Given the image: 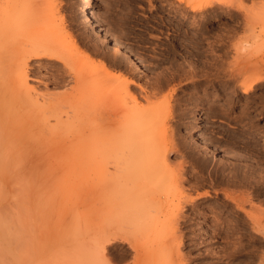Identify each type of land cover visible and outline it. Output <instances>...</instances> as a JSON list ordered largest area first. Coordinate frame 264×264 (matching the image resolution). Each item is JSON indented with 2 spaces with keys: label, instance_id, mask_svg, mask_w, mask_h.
I'll return each mask as SVG.
<instances>
[{
  "label": "rangeland",
  "instance_id": "374dc122",
  "mask_svg": "<svg viewBox=\"0 0 264 264\" xmlns=\"http://www.w3.org/2000/svg\"><path fill=\"white\" fill-rule=\"evenodd\" d=\"M36 2L38 7L44 10L50 2L46 9L50 12L48 15L55 17H50L48 26L54 27L55 23L62 21L55 26L57 30L52 29L54 31L51 32H56L54 35L57 40L60 37L63 39H60V42L63 41L61 45L70 47L73 39L79 40L82 49L92 58L103 60L114 72H120L138 82L137 85L131 86L134 88H131V92L136 93L138 97L142 96L139 97L141 104L151 105L152 117L155 120L161 119L164 123L162 127L167 128L165 134L162 132L163 128L160 130L161 137H158L152 151L163 148L165 143H162V134L167 138H164L166 143L175 145H172L166 166L174 173L182 174L180 181L181 185L187 188L186 191L178 193L175 188H168L164 192L162 187L161 193H164V197H169L157 205L152 213L155 215L152 218L160 219L159 223H162H158V227L155 224L154 227L138 233L135 239V243L140 244L138 250L130 247L128 243L116 242L109 245L106 254L112 262L110 264H264V81L257 83L251 94L243 93L245 83L253 81L255 70L262 68L264 72V48L263 51L257 49L259 42L264 41V0H242V6L245 7L240 13L221 5L219 1L209 9L193 12L189 6L178 3L177 0H93L92 10L95 23L99 27L87 25L83 21L82 0H35L31 1L29 6ZM243 13L249 14V20H246ZM63 24L71 32V38L67 37L69 35L61 27ZM22 36L20 41L17 40L20 44L7 45L4 51H1L4 53L2 58L0 57V62H3L0 70L4 69L5 75L9 71L10 75L13 73L16 50L22 46L27 47L28 38ZM116 41L121 43V50L116 49ZM9 47L16 50L13 51ZM12 52H16V55ZM71 52L66 51L64 54L68 53V57L73 55V58L76 53ZM8 57H11L10 61ZM73 60L77 61V55ZM53 62L55 61L49 62L48 59L31 60L29 82L31 86L34 85V91L41 103L56 100L55 102L59 103L57 108L61 107L57 111L64 114L66 110H71L69 97L74 92L76 78L63 72L66 70L60 66L61 63ZM75 64L77 68L86 71L87 77L97 89L89 102L94 103V98L100 101L96 100L93 105L96 102L98 105L94 107L88 103V108L86 105L81 106L85 110L80 107L79 111L83 117L77 121L78 127L72 130L71 136L78 137L83 128V132L89 130L86 140L92 142L97 136H106L102 130L106 132L108 125L111 126L110 121L116 107H131L135 101L130 95L121 97L123 90L119 89V85H114L113 90L108 89L114 81L98 73L93 66L91 68L88 64V68L82 61ZM9 74L4 77L10 76ZM97 75L99 79L96 78ZM100 80L104 82L100 84ZM40 91L44 93L41 96ZM0 100L2 109H7L2 111L0 107L1 122L7 115H10L7 122L11 121L7 127L1 123L4 127L3 133L8 134V139L3 141L5 149H0V152L3 149L2 152L6 153L0 154L4 155L0 157V168H5V164H8V167L0 170V183L4 182L3 190H6L7 194L6 198L5 192L0 193L5 198L0 195V203H7L9 213L12 214H9L11 221L15 218V222L22 223L12 221L11 226L13 224L14 227L19 225L23 228L18 226L22 229L20 231L15 227L18 232L14 235L15 232L12 231L13 238L19 233V241H24L26 245L21 242L23 249L27 248L26 251L34 253L35 256L33 258L28 253L32 260L35 259L31 261L26 251H18L17 247L21 248L22 244L17 241L16 247L12 242L15 238L13 240L11 235L13 251L10 253L9 249V255L3 252L7 257L0 252V261L4 260V256L6 264H16L19 259L21 264H78L75 252L82 251L80 246L85 242L88 244V240L96 235L100 237L108 232H122L134 236V227L123 226L118 213L120 208H114V212L113 207L107 205V208L112 209L111 219L109 216L108 221L102 220L101 216H104L101 208L104 203L99 195L100 188L116 180L115 175L109 174L112 167L109 166L110 172L106 174L105 161L117 156L115 153L119 154L123 147H111L115 150L108 151L106 145L105 151H102L105 154L96 150L98 160L85 169L80 164L69 165L64 160L65 155L54 154L51 150L41 148L45 140L44 135H48L49 131L47 128L40 129L43 110L37 103L32 104L23 99L22 106H7L4 104L1 90ZM102 101L103 104L99 105ZM10 106L14 108L9 109ZM90 107L91 112L88 114ZM12 131L19 133L14 135ZM8 136L13 139L18 136V139L13 140ZM64 136L66 134H63ZM19 139L22 143L20 145ZM7 142H11L10 145L13 143V151ZM49 142L52 144V141ZM7 146L11 151L9 155L7 153L10 152L5 151ZM166 166L159 163L155 169L165 173L169 170ZM78 170L82 173L81 176ZM86 178L87 181H92L91 184ZM93 180L96 188L92 185ZM174 190L177 194H173ZM207 191L212 195L201 196L193 203L189 202L183 210V218L175 219L173 209L178 201L184 199L185 195L196 196ZM82 238L87 240L83 239L82 243ZM146 244L149 247H146ZM23 252L28 260H24ZM82 253H85L84 250ZM157 258L159 262L155 261ZM95 264L106 263L100 260Z\"/></svg>",
  "mask_w": 264,
  "mask_h": 264
},
{
  "label": "bare ground",
  "instance_id": "6f19581e",
  "mask_svg": "<svg viewBox=\"0 0 264 264\" xmlns=\"http://www.w3.org/2000/svg\"><path fill=\"white\" fill-rule=\"evenodd\" d=\"M31 1L35 2V0H31ZM31 1L30 0H4V1L2 0V1H0V53H1L0 57H1L2 53H4V52H1V51L4 48H6L7 45L14 46V45H16V43H17V45L20 44L19 42H17V40H19V41L21 40V35L27 36V38H28L27 40H28V44H29V45L26 44L27 47H23L22 46L21 48H19L17 50L14 49V48L12 49L11 47H9V49L11 48L13 51L16 50L17 58H15L16 60L14 59L15 62L13 64V73L11 75L9 74L10 71L8 73L10 76L4 77V75H5L4 69L0 70V72L3 73V75H0V90L2 92V98L5 101L4 104H6L7 106L11 105V104L14 107L15 106L16 107L22 106L23 105L22 102L24 101L23 99L31 102L32 104H36L37 103L36 105L38 107H40V109L43 110L41 128L40 129L47 128L48 131H49L48 135H44V139L45 140L41 144L42 145L41 148L45 149V150H48V151L51 150V151H53L54 154L65 155L64 160L69 165H75V164L79 165L80 164V165H83V167L85 169L86 166H88L90 164L93 165L94 163H92V162H95L96 160H98V157H97V154H96L97 153L96 150L97 151L101 150V153H102V151H105V149L107 147H108V151L115 150V149H112L111 147H115V146H119V145H121L123 147L119 151L120 152L119 154L115 153L117 156H115L113 154L115 157L110 158V159L105 161L106 162V167H107V168L104 167L105 171H106V174L108 175V173L110 172L109 171V166L112 167V169H111L112 171L109 174H111L113 176L115 175L116 176V180H114L113 182L108 183L106 186L103 185L100 188V194L99 195L103 199V201H101V202L104 203V207H101L102 208V213L104 214V216L103 215H101V216H102V220L108 221V217L109 216H110L109 219H111L110 213L112 214V209L110 210L107 207L108 206L109 207H113V211H114V208L118 207V208H120V211L118 213H120V219H121V222H123V226L124 227H134V229H136V233L134 234V236L131 235V234L128 235V234H125V233H122V232H120V233L119 232L118 233L108 232V233H105V234L101 235L100 237H97V235H96L95 238H93L91 240H88V244L85 242L84 245L80 246V249L82 248V251L84 250V252H85L84 254L82 253V251H80L79 246H78V249H79L80 252L79 251H78L79 253L75 252V254L77 256L76 258H78V260H77L78 264L79 263L80 264H95L97 261H100V260L103 261V263L105 262L106 264H110L112 262H111L109 256H107L108 254H106L109 245H111L113 243L115 244L116 242L128 243L130 245V247H133L136 250H138L140 244L137 245L135 243V241H136L135 239H137L136 237H137L138 233H142V231L147 229V228L154 227L155 224L157 225L159 223V221H161L160 219L157 220L156 217H155L156 219L152 218V216H153L152 213H153L154 210H156L155 208H156L157 205H159L161 202H163L164 199H167V197H169V195L167 197H164V195H163L164 193L163 194L161 193V188L162 187L164 189L163 190L164 192H166L165 190L168 189V188H171V189L175 188L178 193H183L184 191H186L185 189H187V188L183 187V185H181L182 181H180V180H182V178H181L182 174H180V173H179L180 175L176 174L172 170H170V168L168 166H166L169 163V159H168L170 157V156L168 157L169 152H171L170 150L172 149V145L173 146H175V145L174 144L171 145L170 143H166L165 139H164L166 137H164L163 134H162L161 140H162V143L164 142L165 144L162 145L163 148L160 147L161 146V144H160V146H159L160 148L157 147L159 149H157V151L153 150L155 153L152 154V152H153L152 149H155V144L157 143L158 137L159 138L161 137L160 136L161 135L160 134V130L164 127L163 126L164 123L161 122V119L155 120L152 117L153 115L150 112L152 111L153 107L151 105H143V104H141L142 102L139 100V97L141 98L142 96L138 97V95L136 93L131 92V88L134 90V88L131 87V86L135 85V84L137 85L138 82L136 80H134V79H132V78L120 73V72H114L113 70H111L107 66V64L103 60H96L95 58H92L84 49H82V47L80 46V43L78 42L79 40L77 41L76 39H73L72 43H71V46H70L71 48L69 46H66V45H61L60 43L63 42V41L60 42V39H62V38L59 36L60 38H59V40H57V38L54 35V34H56V32H54V34H52V33H53L54 30H57V29H55L56 28L55 26L57 24H59L60 22H62V21H59V23H55L54 27L48 26L49 20H51L50 17L54 16V15H51V16L48 15L50 12H49V10L47 11V9H46V7L48 5L50 6V4H49L50 2L48 4H46L45 10H44V9H40L38 7L37 2L34 3L33 6L32 5L29 6L31 4ZM45 1H48V0H45ZM218 1L222 3L221 5L226 6V7L230 8L231 10L233 9L234 11H237L238 13H240L243 10V7H245V6H242V0H177L178 3L185 4L186 6H189L192 9L193 12H196V11H199V10H203V9H209L210 6H213ZM92 7H93V0H82L81 8H82V11H83V21L87 25H90V26H93V27L94 26L95 27H99V26H97L98 24L95 23L96 20H95V17H94V12L92 10ZM260 10H261V8H260ZM58 12H59V8H58ZM243 14L246 17V20L247 19L249 20V18H250V16L248 18L249 14L248 15H246L245 13H243ZM262 14H263L262 16H264L263 12H262ZM61 18L64 19V17H62V16H61ZM56 22H57V20H56ZM51 23H50V25H52ZM61 27L66 32V34L69 35L67 37H70L71 36V32L68 31V28H66V26L64 24ZM52 29H54V30L52 31ZM31 36H34V37L31 38ZM63 38L65 39L66 37H63ZM115 46H116L117 50H121L122 49V45L118 41L115 42ZM263 48H264V41H261V42H259V46L257 47V49L258 50H262ZM8 51H6V53ZM66 51H68V52H71V51L73 52L74 51L76 53V54H74L75 56L77 55V61L76 62H79V61L85 62L88 68L91 65V68L93 66L95 68L94 70H96L98 73H101L102 75H105V76L111 78L114 81V83L108 89L113 90L114 85H115V87L117 85H119L121 87L119 89H121V91L123 90L122 94H121L122 95L121 97H127L128 95H130V97H132V99H134V101H135V104L133 103L134 105L131 106V107H120V106L116 107L113 110V118L110 121L111 122V126L108 125V128H107L108 130L106 132H104L102 130V132L105 133L106 136L105 137L104 136L103 137L97 136V139L92 141V142H89V141L86 140L87 139L86 135L88 134L89 130L88 131L86 130V131L83 132L82 131L83 128H82V130L80 129L81 133H79L78 137L77 136L73 137L75 135L71 136V132H72V130L74 128L78 127L77 121L83 115V114L82 115L80 114L81 108H82V110L83 109L85 110V108H83L81 106L86 105V103L91 104L92 107H94L95 105H98V102L100 101V100L99 101L97 100L98 98L97 99L94 98L95 101L96 100L98 101V102H96L95 105H93L95 103V101H94V103H90L89 102V101H92L91 99L93 98V96L96 93L97 89L91 83L90 79L87 77L86 71H83L82 70L83 68H77L76 67V64H75L76 62H74V60H73V58L75 56L72 58V56H73V55H71L72 52L70 54L71 57H68V56H66V54H68V53L64 54ZM10 53H8L7 55L9 56ZM12 53L15 54L14 52H12ZM15 55H14V57H15ZM1 58H0V61H1ZM3 58H4V56H3ZM9 59H11V57H8V60ZM33 59H48L49 62L50 61H55L53 63H56V62L61 63L60 66H62V68L64 70H66V71H63V72H66V74L69 73V74L73 75L74 78H76V86L74 88V92H73L72 96L69 97V98H71V105H72L71 106V110H66L64 114H63V112L59 113L57 111V109H58L57 108L58 101L56 103L55 102L56 100L41 103L42 101L39 99L37 93L34 91L35 90L34 87H33L34 85L32 84V86H31L30 82H29V78H30L29 77L30 61L33 60ZM12 60H13V57H12ZM3 61L5 62L6 60H3ZM2 63L3 62H0V65H2ZM88 64H89V66H88ZM7 65L10 66L9 64H7ZM50 65H52V64H50ZM81 66H83V65H81ZM83 67H85V66H83ZM89 70L90 69H88V72H90ZM93 73L94 72H92V74ZM263 73L264 72H263L262 68H258V69L255 70V72H254V74H255L254 79L255 80L253 79L252 82L249 81V82H251L249 84L245 83V86L243 88V93L244 94H251L255 90L256 84L257 83H262L264 81V74ZM8 74H6V75H8ZM90 76H91V74H90ZM252 76H254V75H252ZM96 78L99 79V76L96 77ZM103 79H105V78H103ZM247 79L248 78H246V81H247ZM61 81H62V79H61ZM96 82H98V81L96 80ZM102 82H104V81H101L99 83L102 84ZM243 82H244V80H243ZM110 83H111V81H110ZM243 85H244V83H243ZM73 87L74 86H72V88ZM104 87H106V86H104ZM143 91H142V93H143ZM38 92H39V90H38ZM146 93H149V92H146ZM41 94H44V93H41V91H40V96H41ZM65 95H66V93H65ZM68 95H70V92H69ZM141 95H143V94H141ZM44 96L47 97L46 95H44ZM95 96L97 97V95H95ZM143 96H145V95H143ZM145 97H148V96H145ZM48 98H50V97H48ZM104 98H105V96H104ZM59 99H57V100H59ZM147 99H149V98H147ZM104 101H102V103H100L99 105L103 104ZM121 101H122V99H121ZM60 102L66 103L65 101H60ZM67 104H65V106H67ZM124 104H122V105L124 106ZM87 105H86V108H88ZM68 106L70 108V105H68ZM110 106H112V105H110ZM4 107H6V106L4 105ZM14 107L10 106L8 108L11 109V108H14ZM107 107H108V105H107ZM60 108L61 107H59V109ZM62 108L64 109V107H62ZM1 109H2V107H1ZM3 110H7V109L5 108V109H2V111ZM103 110H105V109H103ZM2 111H1V114H2ZM8 111H7V113H8ZM61 111H62V109H61ZM87 112H88V114H89V112H91V107H90V111L87 110ZM101 113H103V112H101ZM14 114H15V112H14ZM3 115H4V112H3ZM3 115H2V117H3ZM11 115L13 116V114H11ZM87 115H85V116H87ZM90 115H92V114L90 113ZM5 116H6V114H5ZM7 116L8 117H4L6 119L3 118L4 121H6V123H4L3 120L1 122L2 118L0 117V149L2 147L3 148L5 147V143L3 142L4 139L5 138L8 139L6 137V135H8V134L6 132L3 133L4 127L2 126V125L6 124L5 127H7V124L11 123V121L9 123L7 122L9 120V118H10V115H7ZM105 116H107V115H105ZM26 117L28 118V116H26ZM7 118H8V120H7ZM88 118H90V117H88ZM164 119H165V117H164ZM51 120H54V121H51ZM157 121H159V122L156 123ZM24 122H22V124H24ZM1 123H3V124L1 125ZM19 123L20 122L18 121L17 124H19ZM101 123H103V122H101ZM158 124H160V125H158ZM93 125H96V123H93ZM21 126H24V125H21ZM167 126H165V127H167ZM23 128H25V127H23ZM27 128L28 127H26V129ZM88 128L90 129V127H88ZM163 129H162V132L165 134V131H167L166 130L167 128L164 129V130ZM28 130L29 129H27L26 131H28ZM104 130H106V129H104ZM17 132L18 131H15V132L12 131V133H14V135ZM21 132H20V134H23ZM38 132H40V131H38ZM99 132H101V131H99ZM9 133H11V132H9ZM31 133H32V131H31ZM63 134H66V136L63 137ZM9 135H11V134H9ZM8 137H11V136H8ZM24 137H22V138H24ZM28 137H29V135H28ZM26 138H25V140H27ZM10 139H13V138L11 137ZM16 139H18V136L15 137L13 140H16ZM49 141H52V144ZM14 142L15 141H13V143ZM18 142H20V139H19ZM10 143H8V145H10ZM20 144H22V143L20 142L19 145ZM11 145H10V150H11V148H14L13 145L12 146ZM15 146L17 147V145H15ZM105 146H106V148L104 149ZM8 148H9V146H7L5 151L10 152V153H7L9 155V154H11V151H13V149L11 151H9ZM18 148H19V146H18ZM118 150L119 149H117V151ZM2 151H3V149H2ZM2 151L0 152V154L3 153ZM53 153H52V155H53ZM103 153L105 154V152H103ZM106 153L108 154L107 151H106ZM3 154L5 155L6 153L4 152ZM2 155H0V157ZM113 155H111V156H113ZM100 158H101V156H100ZM7 159H8V157L6 158V160ZM10 159H12V158H10ZM8 161H10V160H8ZM2 163H3V161H2ZM4 163H3V165H4ZM159 163L165 164V166L169 169V170H166L167 169L166 168L165 169L166 170L165 173L166 172L167 173L170 172V174L166 173V175H165L164 172L161 173V172H159L160 170L159 171H158V169L156 170L155 166H156V164H159ZM0 164H1V162H0ZM5 165H7V166H5ZM5 165H4L5 168H0V170L6 169L8 167V164H5ZM1 166L2 165H0V167ZM83 167H80V168L83 169ZM159 169H161V167ZM162 169H163V167H162ZM87 170H89V169H87ZM80 171H79L78 174L81 173ZM102 172L104 173V170ZM236 172H234V173H236ZM81 174H80V176H81ZM104 175H105V173H104ZM233 178H235V177H233ZM245 180H246V178H245ZM86 181H87V178H86ZM87 182H89V179H88ZM91 182H89V183L91 184ZM2 184H3V186H2ZM92 185L93 186L95 185V181H94V184H92ZM117 186H120V187H117ZM95 188H96V185H95ZM3 189H4V182L0 183V193L1 194L6 191V190L4 191ZM173 192H175V190ZM177 192H175L173 194H177ZM5 194H6V192L4 193V195ZM168 194H170V191H169ZM207 195H212V194H210L207 191V192H204V193H199L196 196L185 195L184 199H181L180 201H178V204L176 203V207L173 209V214H174L175 219L177 220V219H180L182 216H184L183 210H184L186 204L189 205L188 204L189 202L193 203V201H195V199H197V198H199L201 196H207ZM2 197H3V199H5L4 196H2ZM6 198H7V196H6ZM46 199H48V198H46ZM97 202H98V200H97ZM9 210H8V205H7L6 202H3L0 205V252L6 257H7V254H5L6 252L8 253V251L11 250L10 251V253H11L13 251L12 248H11L12 244H13V243H11L12 231L15 232V233H13L14 235L17 234L16 232H18V231L16 230V228L19 226L18 225L16 227V225H15L16 228L13 226V224L11 226L12 221H14V223H18V222H15L16 221L15 218H14V220L12 219V221H11L10 215H12V214L9 213ZM160 212L161 213L163 212V211H161V208H160ZM157 216H158V214H157ZM159 217H160V215H159ZM146 220H148V222H144ZM174 220H172V221L175 222ZM93 221H92V223H93ZM19 222H20V220H19ZM140 222H141V224H139ZM161 223L162 222H160L159 224H161ZM18 224H22V223L20 222ZM96 225H98L97 222H96ZM13 227L15 229H13ZM157 227H158V225H157ZM20 228H22V227H20ZM20 228H19V230H20ZM97 228H99V227H97ZM160 228H162V225H161ZM90 232H91V230H90ZM87 233H88V231H87ZM18 237H19V233H18V235L16 237L17 239L14 236L15 240H14L13 235H12V238L14 240L12 242L15 243V242L19 241ZM20 237H22V235ZM81 237H84V236H81ZM21 239H23V238H21ZM83 239L84 238H82V240L80 242H82ZM88 239H90V238H88ZM86 240L84 239V241H86ZM21 242L23 243L24 241L20 240L19 241L20 245L22 244ZM17 243H15V246L16 245L18 246ZM23 244H22L21 248H20V246H18V247L16 246L18 248V251L19 250H21V251L22 250H24V251L27 250V248L23 249ZM146 247H149V246H147V244H146ZM142 249H141V251H142ZM14 250L16 251L17 249H14ZM144 250H146V249H144ZM161 250H163V249H161ZM59 251H61V250H59ZM155 251H157V250H155ZM3 252H5V253H3ZM10 253H8V255ZM23 253L24 254L22 256L24 257V260H28V257L26 258L27 255L25 256V252H23ZM26 253L28 254L29 252L26 251ZM64 253H66V252H64ZM29 254H28V256H29ZM33 254L34 253H31L30 256L32 255L33 258H34L35 256ZM62 255L66 256V254H62ZM71 255L73 256L74 254L71 253ZM150 255H152V254H150ZM155 255H157V253ZM155 255H153V256H155ZM4 256H2V258L4 259L2 262H5V263H2L0 261L1 262L0 264H6V260H5L6 258ZM30 256H29V260H31V261L35 260V259L32 260ZM0 260H2V259L0 258ZM19 260L17 262L18 264L20 262ZM69 260H71V259H69ZM31 261L30 262L27 261V262L32 263ZM38 261L40 262V260H38ZM155 261L159 262L160 260L158 261V258H157V260H155ZM7 262H8V260H7ZM10 262H12V261H10ZM72 262H74V261H72ZM7 264H9V263H7ZM20 264H21V262H20ZM164 264H165V262H164Z\"/></svg>",
  "mask_w": 264,
  "mask_h": 264
}]
</instances>
